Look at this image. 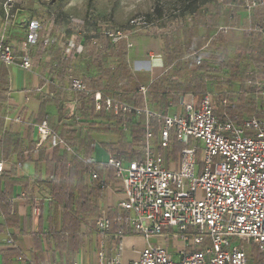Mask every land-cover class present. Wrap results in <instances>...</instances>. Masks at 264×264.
Returning <instances> with one entry per match:
<instances>
[{"label": "built area", "instance_id": "1", "mask_svg": "<svg viewBox=\"0 0 264 264\" xmlns=\"http://www.w3.org/2000/svg\"><path fill=\"white\" fill-rule=\"evenodd\" d=\"M218 1L233 10L235 0ZM14 5V0L2 3L0 60L7 66L18 65L32 71L30 49L43 24L37 19L28 21L18 52L8 41V30L16 19ZM241 5L249 16L256 8H264V0H242ZM150 26L146 19L136 16L128 20L125 28L104 25L101 35L113 46L124 41L129 48V36ZM232 29L237 28L221 25L214 36ZM242 30L264 36V29L256 24ZM90 41L98 51L104 49L97 37ZM82 50L83 45L69 41L64 54L68 57L73 51ZM61 72L70 92L90 96L95 112L144 118L139 154L125 160L123 155L112 153L103 164L113 168L124 197L118 203L121 212L113 219L102 213L95 220L99 239L96 264H124L118 254L107 251L112 224L117 226V236L132 232L145 240L139 258L127 264H264V116H257L264 115V106L237 123L227 110H222L221 115L216 112V102L222 107L231 104L228 91L218 98L217 94L204 91L198 99L183 97L180 110L174 113L154 111L145 99L146 86L139 87L144 100L138 106L98 90L92 92L71 66ZM250 84L247 80L246 86ZM254 85L255 95L264 100V78ZM14 120L23 122L19 117ZM35 129L36 146L48 141L52 148H63L86 165L91 179L98 177L95 163L76 155L66 139L48 126L47 120L35 124ZM175 144L180 146L179 150L175 151ZM3 170L4 161H0V174ZM19 197L25 199L27 195L20 193ZM40 207V200L31 197L34 215L39 214ZM170 233L182 243L177 260L166 246L151 242ZM6 243L15 246L11 238ZM250 245L255 248L256 257L248 251Z\"/></svg>", "mask_w": 264, "mask_h": 264}, {"label": "crops", "instance_id": "2", "mask_svg": "<svg viewBox=\"0 0 264 264\" xmlns=\"http://www.w3.org/2000/svg\"><path fill=\"white\" fill-rule=\"evenodd\" d=\"M2 2L3 0H0V8ZM218 5L215 15L222 13L227 17L228 24H233V11L223 4ZM2 17L3 13L1 16L0 12V23ZM259 26L264 29L260 24ZM102 27L103 25H97V31L94 32L53 39L50 28L43 23L38 36L41 35L44 42L53 40V43L49 41L41 49L42 40H37L31 47L32 71L22 69L18 65L7 66L0 60V161H4V170L0 174V264H96L99 239L95 220L102 213L113 219L121 212L118 203L124 197L121 181L116 178L113 168L103 164L114 151L122 152L125 160L139 154L143 122L139 140L129 142V130L123 123H117L118 117L106 111L95 112L90 105V96L68 90V83L59 67L62 64L61 57H66L64 46L69 41L83 45L82 52L73 51L65 59L71 63L76 75L84 80L88 77L89 80L85 82L92 92L98 90L109 96L120 93L118 84L110 88L105 79L101 81L100 86L95 84L93 76L98 74L93 67L92 58L98 50L90 44V40L97 37L104 49L114 46L116 49L119 44L125 46L126 75H130V79L127 81L125 77L122 88L128 90L129 96L134 99L127 103L138 106L142 104L144 97L139 92L140 86L147 87L145 99L148 107L154 111L174 113L180 110L183 97L193 96L198 99L200 96L195 87L186 91L173 90L167 94L163 104L162 96L151 93L152 82L162 77L166 79L164 83L175 86L191 79L196 73V67L190 65L188 59V78L180 76L184 60V55L181 54L186 50L184 43L179 50L178 44L182 37L177 30L172 29L166 33L156 30L133 33L129 36L131 46L127 48L124 41L113 46L103 39ZM14 28V24L9 28L8 41L12 42L19 52V41L24 37L18 39L17 35L22 30ZM242 29L237 28L238 31H245ZM23 32L25 35V30ZM173 33L176 36L172 35ZM246 33L250 35L251 41L246 45L244 55L240 54V57L245 59L240 63L255 69L250 56L256 51L264 53V36L253 31ZM214 34L210 37L212 41L228 33L216 37ZM170 35L172 37L168 38ZM187 44L191 45L192 42L188 41ZM214 49L218 50L219 47ZM171 50L175 52L174 56ZM196 52L193 50L189 53H192V57ZM105 58L104 63L108 66L118 64L117 55ZM222 70L229 71L227 66ZM132 116L135 121L140 117ZM17 117L23 122H16L14 119ZM44 119L50 128L66 139L76 155L90 158L96 165V179H91L85 168L80 174V180L75 181V184L81 183L85 189L81 199L84 201V209L74 212L78 225L72 229H66L62 225L63 211L59 206H52L50 189L46 183L56 177L59 166L57 157L66 155L69 161L72 156L79 158L63 148L50 147L48 141L36 146L38 133L35 124ZM121 131L127 134L128 138L124 149L119 143ZM67 165L69 166L70 162ZM20 193H25L27 197L21 199ZM31 197H37L41 202L37 215L32 213ZM78 200L80 196L74 190L71 198L72 210H75V201ZM6 202L9 203V209ZM116 230L117 226L112 224L107 238L108 254H118L124 264L138 259L145 246L144 238L132 232L117 236ZM8 238L14 241L15 246L6 243ZM151 242L166 246L172 258L176 256L179 259L178 249L182 243L171 233L160 239L153 238Z\"/></svg>", "mask_w": 264, "mask_h": 264}, {"label": "rangeland", "instance_id": "3", "mask_svg": "<svg viewBox=\"0 0 264 264\" xmlns=\"http://www.w3.org/2000/svg\"><path fill=\"white\" fill-rule=\"evenodd\" d=\"M234 2L235 5L232 10L234 19L233 24L230 25L227 17L223 16L221 12V15H215L219 6L218 3H220L218 0H14L16 13L14 29L22 30L18 33L17 36L19 37L17 38H23V31L28 21L37 18L50 28L53 39H59L71 34L80 35L83 32L97 31V25L99 27L109 25L123 28L129 19L140 16L146 19L151 26L143 28L137 33L155 30L166 33L172 29L177 30L182 37L180 42L181 44L184 43L186 50L184 54H181L184 55L180 74V76H183L182 78L187 79V74L190 73L187 63L191 57L190 54H192L189 52L193 50L198 51L202 48L207 51H219L222 56L226 57L229 71L220 70L217 73L207 74L201 89L197 92L201 95L204 91H208L217 94L216 97L218 98L219 95L228 91L231 106H238L234 112L238 115L237 123H241L243 119L256 112L257 107L264 106V100L259 99L255 108L243 107L244 101L239 97V90L235 86V82L239 81V78H236L237 74L241 72L236 64L245 60L240 57V54L244 55V49L251 41V37L246 31L236 29L228 31L225 36L217 34L216 36L220 37L216 41L210 39L221 25L243 29L250 25H259V23L253 21L255 11H252L248 16L242 8V0H235ZM35 11H39L42 15H34L33 12ZM48 11H50V14L47 13ZM157 11H160V17H158ZM0 12L2 16L3 7L0 8ZM82 26H85V28ZM172 35H175V33ZM188 41H191L192 44L188 45ZM216 46L219 47L218 50L214 49ZM65 47L66 45L64 49ZM239 51V56H237ZM216 107L217 113L222 112L223 108L218 102H216ZM257 116L262 118L264 115L259 114ZM179 148L180 146L176 145L175 151ZM175 151L173 150V152ZM200 196L201 192L199 191L198 197ZM248 242H251V239ZM248 251L250 253L254 251L253 256L256 255L253 245L248 247ZM173 259L177 260V257L174 256Z\"/></svg>", "mask_w": 264, "mask_h": 264}, {"label": "trees", "instance_id": "4", "mask_svg": "<svg viewBox=\"0 0 264 264\" xmlns=\"http://www.w3.org/2000/svg\"><path fill=\"white\" fill-rule=\"evenodd\" d=\"M253 14V21L255 23H259L261 26L264 27V8H256L254 10ZM158 12V17H160V11ZM50 14V11L47 12ZM35 15H39V11L33 12ZM45 15H48L44 13ZM35 19V18H33ZM37 19V18H36ZM32 20V19H31ZM41 22V21H40ZM43 24V22H41ZM25 37V35H24ZM172 37L170 35L168 38ZM179 38V37H178ZM37 40H42V47L41 49L44 48L45 44L49 42H44L43 38L41 35H39L36 39ZM166 39H164V42ZM119 44V43H118ZM179 50L181 49V42L178 44ZM171 54L174 56V51H170ZM111 55H117L118 56V64L113 66L104 63V60L106 59V56H111ZM178 54H175V56ZM125 46L123 47L122 45H118L117 48L115 49V46L113 48H106L103 49L102 51H97L94 57L92 58V64L94 69L97 71V76L94 74L93 79L95 81V84L97 83L98 86H100L101 81L105 79V83L107 86H110L112 88L113 86H116L118 84V88H120V93L116 92L114 93V97H118L121 100L125 102H132L134 99H131L129 96V91L125 90L122 88L124 85V79L126 77L127 81L130 79V75H126V62H125ZM239 56V54L237 55ZM250 60L254 64L255 69L249 68L248 65L243 66L244 64L238 63L236 64L238 69L241 70L239 74H237V79L239 78V81L235 84H237V90H239V97L243 99V107H252L255 108L257 102L259 99L258 96L255 95V81L263 79L264 78V53H258L253 52L252 55L250 56ZM243 62V61H241ZM60 64L61 66L59 67L60 69H65L68 66H73L69 61L65 59L64 56L61 57L60 59ZM190 65H194L196 67V73L194 77H192L189 80H186L182 83H178L175 86L170 85L168 82H166L165 77H162L156 81H153L152 84L150 85V90L152 94H155L156 96H162V102L164 104L165 98L167 94L172 92L173 90H178V91H186L189 90L191 87H195L197 91L201 89V86L203 85V82L205 80V77L207 74H210L211 72H219L222 70L224 67L229 66L228 60L226 57L222 56V53L219 51H207V50H199L190 57L189 59ZM250 70L251 74H248L247 71ZM75 73V69L73 70ZM76 74V73H75ZM86 81H88V77L85 78ZM84 80V81H85ZM250 81V85L246 86V81ZM123 84V85H122ZM165 84V86H163ZM221 106V105H220ZM223 110H227L234 118H238V115L235 114L234 112L237 110L238 106L231 104L226 107H222ZM258 108V107H257ZM256 108V110H257ZM255 110V111H256ZM109 113V112H106ZM111 114V113H109ZM218 115H221L220 113H217ZM107 115V114H105ZM252 115V114H251ZM259 115V114H257ZM109 116V115H107ZM110 117V116H109ZM117 123H123L126 126V129L128 128L129 130V135H130V141H137L139 140V135L141 132V124L144 121L143 116H140L138 120H133V116L131 114L127 115L123 119L118 117L117 118ZM127 134L123 133L121 131L120 133V147L122 149L125 148L127 145ZM176 145H174V149H176ZM113 153L119 155H122V152L120 151H114ZM58 161V169L56 172V177L53 178V180L47 181V186L50 189L51 193V198H52V206H59L62 211V225L66 229H72L75 228L78 225V220L76 217L77 211H82L84 209L83 207V202L81 199L84 196L85 189L81 183H76L78 180H80V174L82 173V170H85L86 165L82 163L79 159L75 158L72 156V160H68L66 155H62L60 157H57ZM68 162H70V165L68 166ZM76 190L78 195L80 196V200L75 201L76 207L75 210H72V204H71V198L73 191ZM6 206L9 209V203L6 202ZM253 252L251 253V256H253ZM257 256L256 255L253 257Z\"/></svg>", "mask_w": 264, "mask_h": 264}]
</instances>
